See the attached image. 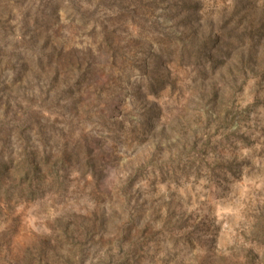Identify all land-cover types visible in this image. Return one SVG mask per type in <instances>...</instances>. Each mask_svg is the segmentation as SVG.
Masks as SVG:
<instances>
[{
  "label": "rangeland",
  "instance_id": "rangeland-1",
  "mask_svg": "<svg viewBox=\"0 0 264 264\" xmlns=\"http://www.w3.org/2000/svg\"><path fill=\"white\" fill-rule=\"evenodd\" d=\"M0 264H264V0H0Z\"/></svg>",
  "mask_w": 264,
  "mask_h": 264
}]
</instances>
